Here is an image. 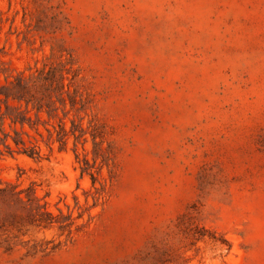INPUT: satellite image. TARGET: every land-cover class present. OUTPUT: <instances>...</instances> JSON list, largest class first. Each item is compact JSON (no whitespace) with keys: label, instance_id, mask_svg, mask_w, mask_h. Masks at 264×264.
Returning <instances> with one entry per match:
<instances>
[{"label":"rangeland","instance_id":"1","mask_svg":"<svg viewBox=\"0 0 264 264\" xmlns=\"http://www.w3.org/2000/svg\"><path fill=\"white\" fill-rule=\"evenodd\" d=\"M19 79L0 264H264V0H0Z\"/></svg>","mask_w":264,"mask_h":264},{"label":"trees","instance_id":"2","mask_svg":"<svg viewBox=\"0 0 264 264\" xmlns=\"http://www.w3.org/2000/svg\"><path fill=\"white\" fill-rule=\"evenodd\" d=\"M31 88L32 85L26 81H23L22 79H19L16 82H10L4 86H0V102H3L5 105V108H3L2 103H0V121L2 123L9 121L12 126L19 124L22 126V128H24L25 125H29L31 128H33L30 118L20 111H15L16 109L13 107L15 102L20 103L22 100H25L27 106H29L32 98H25L24 93L30 92ZM48 104H50V102ZM38 108L41 109L42 106ZM48 114L49 116H52V112L49 111ZM59 128L60 129L57 131V141L64 143L66 141V137L69 135H74L76 140L79 139V136L76 134V130L72 129L70 132H67L65 126H63L62 123L59 124ZM49 133V140H52L53 133L50 130ZM1 143L10 154L20 153L34 159L42 158V150L39 143L37 141L34 142L32 140H26L23 136V133L18 130H14L13 135L3 131ZM91 176L93 178V182L95 183L96 179L94 174L91 173Z\"/></svg>","mask_w":264,"mask_h":264}]
</instances>
